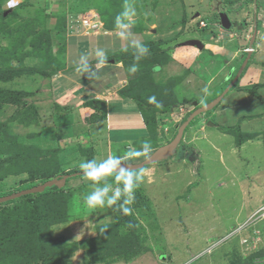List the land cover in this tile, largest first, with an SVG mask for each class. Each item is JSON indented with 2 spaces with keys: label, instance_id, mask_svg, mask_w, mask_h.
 I'll return each instance as SVG.
<instances>
[{
  "label": "rangeland",
  "instance_id": "rangeland-1",
  "mask_svg": "<svg viewBox=\"0 0 264 264\" xmlns=\"http://www.w3.org/2000/svg\"><path fill=\"white\" fill-rule=\"evenodd\" d=\"M194 2L197 7H193V11L185 17L186 20H181V11L186 8L182 0H0V88L19 90L23 92L19 99L26 101L25 105L22 102H6L0 107V124L5 123L0 126L1 138L5 136L2 130H5L6 136L15 135V143L24 144V148H21L24 155L20 157L21 162L15 169L20 171L19 166L25 164V159L29 163V170H38L45 165V160L49 163L57 158L61 169L77 171L81 170V162L103 160L100 157L103 156L104 143L102 145L103 141L97 134L84 130V127L79 130L69 128L70 121L80 124L88 122L93 113L88 116L81 114L77 108L68 107L66 112L69 111L63 115L62 128L59 123L55 124V128H39L40 124L36 122L29 123L27 130L23 128L26 125L21 110L29 107L35 115L31 116L32 120L37 119L41 112L38 107H45L40 103H43V97H47L46 91L42 90L48 82L46 76L64 65L67 44L69 48L78 46L70 39L74 40L82 34L83 28L78 29V22L75 21L80 13L95 12L103 22V31L113 27L117 30V16L125 10L126 5L130 6L134 11L133 23L127 30L119 28L125 35L104 37V48L99 50L107 55V61L114 59L117 54L134 58L139 55L137 48H132L134 41L150 39L157 42L158 45L151 52L140 56L139 60L129 58L131 61L136 60L132 65H137L142 71L130 73L124 89L129 95L133 93V99L145 100L144 103H148L149 98L154 96L159 104L157 106L166 97L173 96L176 100L173 103L175 109L165 108L159 111L161 113L153 115L155 125L151 128L148 126L149 136L125 138L129 143H124L128 148L122 147L123 153L141 150L144 140L149 141L153 148L162 141L166 142L172 136L175 126L191 109L190 103L205 102L223 92L227 84L223 80L225 66H221L219 61L216 65L206 61L199 66L198 61L201 59L186 51L192 46L177 44L176 47L175 42H184L193 37L211 39L212 31L217 37L223 30L215 13L219 6L220 10L228 12L231 20L239 25L244 23L239 33L235 28L228 32H233L232 41H238L237 49L244 48L245 52L250 46L248 33H254L252 27L256 16L260 14L257 8L264 7V0H204L214 9V12L209 9L207 14L203 8L207 4L198 6ZM241 2L245 6L250 3L247 14L240 12L243 8ZM260 17L264 22V15ZM200 19L205 25L199 23ZM123 22L128 23L127 20ZM134 27H141L145 35L135 29L136 34L131 38ZM98 31L102 32L101 29ZM144 36L145 39L140 40ZM89 39L94 42L96 38ZM106 43L111 47L113 45L118 52L110 55L111 47L106 49ZM94 47L98 49L97 45ZM119 47H125L126 50L120 51ZM251 48L255 49L254 45ZM93 56H97L96 51ZM195 57L198 65L195 63L187 68L183 60L193 62ZM155 58L157 62H153ZM157 66L161 69L155 70ZM111 67L109 72L112 75L108 79H112L115 74L124 75V72H116L117 68ZM150 68L152 72H149ZM200 73H204V79ZM96 74L106 79L108 72L103 69ZM94 80L97 85L101 83L96 76ZM90 83L91 80L86 82ZM237 86L227 91L216 108L200 113L189 122L182 141L171 156L136 171L144 173V180L135 189L134 203L128 205L132 209L130 214H124L119 208L87 210L83 197L92 191L91 182L84 177L83 172L79 175V182L76 181L78 176L69 177L77 182L71 183L75 184L73 186H79L72 196L67 216L69 220L53 225L48 231L53 238L51 243L57 250V256L48 261L39 257L33 264H242L246 261L248 264H264V247H261L264 235H260V241L253 239L255 224L251 226L252 231L235 232L245 218L264 203V85L256 86L252 93L240 92ZM244 87L249 86L245 85L241 89ZM243 96H247L246 99ZM253 98L261 101L262 105L254 104L250 110L246 103ZM108 99L104 95L98 96L95 109L106 110L104 102L99 100L106 102ZM179 107L183 109L178 110ZM143 111L149 114L147 110ZM78 114L79 118L73 116ZM240 114H247L248 118ZM233 117L238 118L235 122L237 127L224 129L222 125H230ZM127 119L131 123L135 118L129 113ZM122 123L126 124L124 121ZM165 124L168 125V135L156 136L157 130H164ZM45 130H48L47 133ZM4 142L7 149H10L13 142L6 138ZM184 143L188 144L189 152L191 150L194 154L193 162L186 158L191 153L180 157ZM35 148L42 149V153ZM149 154L141 152L137 157L125 158L124 162L138 163ZM26 176L27 170L9 172L0 180V190L15 192ZM35 181L37 183V179ZM68 190L71 191L70 188ZM111 223L116 224L115 231L106 238L100 234L101 239L94 241L96 239L93 238L99 234L98 227ZM230 231L234 235L225 241ZM243 238L247 239V244L241 243ZM109 249L112 254H105ZM0 261L1 264H14L10 254H6Z\"/></svg>",
  "mask_w": 264,
  "mask_h": 264
},
{
  "label": "crops",
  "instance_id": "crops-1",
  "mask_svg": "<svg viewBox=\"0 0 264 264\" xmlns=\"http://www.w3.org/2000/svg\"><path fill=\"white\" fill-rule=\"evenodd\" d=\"M18 1L19 0H13V2H18ZM182 1L186 5V8H183V10L181 11V15H180L181 20H183V18L188 16L189 13L193 11L192 10L193 7H197L196 4H193L194 1L196 3H198V6L207 4L206 2H204V0H192V1L191 0H182ZM180 4H182V3L180 2ZM242 4H243V8L240 9V12H244L245 14H247L250 3H248V5H246V6H245V3H242ZM176 6H177V4H176ZM181 8H182V6H181ZM203 8L205 9L206 14L209 11V9H211V11L214 12V9L212 8V6L210 8V3H208ZM217 8H219V6H217ZM184 9H186L187 11ZM171 11H173V10H171ZM258 12L260 14L258 15V17L256 16V21L254 24V27H255V25L258 23L256 25V31H255V42H253V44H252V45H254L255 49H253V51L249 55L247 63L244 66V68L245 67L246 68L245 69L243 68L244 70L241 71V73L238 77V80H236V82L238 84L237 88L239 87L238 90H240V92L245 91V90L241 89L245 85H248V86L254 85V84H260L259 86L264 85V22H263V18H262V20H260L261 19L260 16H262V14L264 15V7L262 6L260 8H257V13ZM184 20H186V18ZM76 30H78V29H76ZM253 30L254 29L252 27V31ZM210 31H212V29ZM99 32L100 31L95 32L94 34H91V35L80 34L81 36H76V38H74V40H73V38L70 39L71 42H74L75 45H78V46L75 48H69L68 47L69 44H67L66 56L64 58L65 59L64 65L62 67H60L53 74L46 76L48 82L45 84V86H43L42 90L46 91L47 97H43V98H45L43 100V103H40V101H39L40 105H45V107H42L41 109H39V107H38V111H41V112L36 117L37 119L24 122V125H26V126H23V128L25 127L24 130H27L26 129L27 125H29V123L31 124L34 122L40 124V125H38L39 128H45V127L55 128V124H57V123H59L60 128H62L63 125L61 124V122L63 121L62 120L63 115L69 111L68 110L66 112V109L68 107L70 109L71 108H77V110L79 112L81 111L80 112L81 114H85L88 116L91 113H93V115L89 119L90 121H88V122H84V123L81 122V124H80L79 122L72 123L70 121V127L69 128L71 130L72 129L79 130L81 127H84V130H88L89 132H92L93 134H97V136L99 138H101V140L103 141L102 145L104 143L103 148L101 147L102 151H104L103 156L100 157L101 159L104 160V159H107V158L112 157V156H119L123 159V161H125L126 157H125V153H123L122 149L128 148L126 146V144H124V143H129V142H127L129 140L125 139V138H128L129 136H131L130 137L131 139L137 138V137L141 138V137H144L147 135L149 136L148 130H149L150 126L145 124L143 116L140 114L141 113L139 110L140 107L137 104L136 99H133V93L129 95L125 92V89H124V87L127 83L126 80L128 79L127 76L130 75V73H131L129 71V69L131 68V66H133L132 64L136 63L135 62L136 60L126 61L124 58H122L118 55L119 58L112 57L114 59L110 58V61L105 60V62L102 65H100L99 68H97V64L99 63L100 58L98 56L92 57V55L94 54V51L97 52L99 49L104 48V45H103L104 37H107V36L109 37L113 34L119 35L120 34L119 28L117 30L115 28H112V29L106 28L104 31H102L100 33ZM212 32L213 33L210 34V36H212L211 39H209V38L207 39L206 37L203 39H201L200 37L199 38L198 37L189 38V39H198L203 43V48L201 49V51H200V49L194 47L193 45H190V46H192V48L190 50H186L189 53L192 52L193 54H196V57H198V59L200 58L201 61H198V59H196V57H195L192 60L193 62H191L189 59L183 60V62H185L184 64L187 66V68H189L190 67L189 65H194L197 61H198L199 66H202L204 64V62H206V61H207V63L214 62L215 65H216L217 61H219L221 66H223V65L225 66V69H223V71L225 72V74L223 76V80L227 81L226 82L227 84L225 85V87H226L230 83V81L232 79H234L233 77L235 76L236 72L238 71L237 70L238 67L242 64L241 62H243V60L245 59L247 51L244 52V48L237 49L236 44L238 43V41H232L233 32L221 30L220 33L217 35V37L214 35V31H212ZM239 32L240 31H238V33ZM144 33H145V30L140 31L141 35H145ZM133 34H136L135 30L131 33V35H130L131 38L134 36ZM251 36H252V33L251 32H250V34L248 33L249 40H250ZM90 37H92V39H93V37L96 38L94 40V42L93 41L90 42V39H89ZM224 37H227V39H225ZM81 39H83V40H81ZM100 39H101V41H99ZM112 39H114V38H112ZM142 39H145V36H144V38H140V40H142ZM242 39L243 38H241V40ZM98 41L100 42V45H98L99 44ZM172 41H176V40L172 39ZM95 42H98V44ZM175 43H176V47H177V44L178 45L180 44V46L184 45L182 43V41H179V42L177 41ZM96 45L98 47L97 50L94 47ZM252 45H250V46H252ZM105 46H106V49H110V47H111L107 43L105 44ZM119 49H120V47H119ZM124 49H125V47L121 48L120 50H124ZM92 50H93V54H91ZM74 51H75V53H74ZM115 51H116V48H114L112 45L111 52L109 54L111 55ZM243 53H244V56H243ZM105 56H107V55H105ZM77 57H78V59H77ZM81 57H86L87 63L89 65L91 71H94L97 73L103 69H107L108 74H106V76H105L106 79H102V77L100 75L96 74L97 80H99L101 82L100 83L101 85L100 84L97 85L95 83L94 77L90 79L89 74L84 73L83 71L77 70L78 67L81 66L83 63L81 60ZM88 57H90V58L88 59ZM238 58H240L241 60L239 61ZM133 59H137V57H134ZM212 59H214V60L212 61ZM113 60H114V62H113ZM172 60H173V58H172ZM249 61H250V63H249ZM214 63H213V65H214ZM110 66L117 68L116 72H119V71L124 72V75L115 74V76H114L115 78L113 77L112 79H108L109 76L112 75V72H109ZM159 68L160 67L157 66L155 68V70H158ZM201 68H203V67H201ZM140 71H142V70H141V68L138 67V70L136 72H140ZM200 72H201V70H200ZM203 75H204V73L201 74L202 79H204V77H205ZM117 77H118V79H117ZM201 77H200V79H201ZM89 80H91V83L86 84V82ZM94 84H96V85H94ZM122 89H124V92L122 91ZM115 90L117 91V93H115ZM101 95L109 97V99L106 102L103 100H99V101H102L105 103L104 109H106V110L95 109L96 101H93V100H96L98 98V96H101ZM232 95H234V93ZM246 97L243 96L244 99H246ZM253 99H254V101H253ZM253 99H250L246 103L249 105L248 108H250V110L254 108L253 107L254 104L262 105L261 101H259L257 98H253ZM208 100L210 101V99H208ZM221 100L219 101V103L221 102ZM207 101H205V102H207ZM87 102H91V105ZM196 102L198 103V105L205 104V102H201V101H196ZM111 103H112V105H111ZM178 103H180V102H178ZM192 103H190L191 109H189L188 111H190V110L192 111L195 108ZM218 104H216L212 109L216 108V106ZM110 106H113V107L111 108ZM172 108H174V107H172ZM179 108H178V110H179ZM243 108H244V106L242 107V109L240 111L241 113L243 112ZM35 111H37V110H35ZM159 111L160 110L155 111L153 114H151V116H153L154 114L157 115V113H161ZM173 112H175V111H173ZM129 113H130V115H133L135 118L134 121L131 123H129L130 121L127 119V115ZM137 113H138V115H137ZM189 113H187V115H186V117H184L183 121L187 118ZM240 115H245L244 117L248 118L247 114H240ZM240 115H239V117H240ZM73 116L76 118L77 117L79 118V114L76 116L75 115H73ZM74 117H73V119H74ZM112 117H113V119H112ZM233 119H234V117L232 119H230V120H232L230 125H222V127L224 128V127H228V126H235L236 125L235 122H236V120L238 121V118L236 117L234 120ZM121 120L126 122V124H123ZM67 121H69V120H67ZM67 121H66V126H67ZM154 125L155 124H153V127H154ZM244 126H246V124ZM151 130H153V128ZM158 130H160V129H158ZM158 130H157V132H158ZM145 141H147V140H144V142ZM155 148L156 147L153 148L150 144V149L147 152H152ZM141 152H143L142 149H141ZM93 159H94V157H93ZM151 165H153V163Z\"/></svg>",
  "mask_w": 264,
  "mask_h": 264
},
{
  "label": "trees",
  "instance_id": "trees-1",
  "mask_svg": "<svg viewBox=\"0 0 264 264\" xmlns=\"http://www.w3.org/2000/svg\"><path fill=\"white\" fill-rule=\"evenodd\" d=\"M184 19L185 18H183V20ZM135 29L138 30V32L142 31L141 27L138 28L134 27V30ZM140 43L148 48V53L154 49V46L158 45L157 42L154 43L153 40L150 39H146L145 41H142ZM132 48L135 49V46H132ZM159 51L165 52L163 50H159ZM117 52L118 50L115 51L112 55H115ZM118 55L124 58L126 61H130L129 58H133V56H125L123 54H117L115 55V57L119 58ZM153 62H157V58L153 59ZM58 69L59 67L55 68L52 73L56 72ZM151 70L152 68L149 69V72H152ZM259 85L260 84L250 85L249 87H244L243 90L248 92L251 91L252 93L253 89ZM233 86H237V82H235ZM22 94L23 92L19 90H5L0 88V107L3 106V104L6 102H12L13 104L15 102L17 103L22 102L21 104L25 105L26 101H22L21 99H19L22 96ZM24 94L28 96L27 93ZM138 100L139 101H137V104L140 106V109L143 113L144 122L145 124L149 125L150 128L153 126V124H155L154 116H151V114H153L157 110L174 107L173 103L176 101L173 96L166 97L165 99L160 101V106H157L159 105L158 103L157 104L150 102L144 103L145 100L143 101L141 99ZM93 101L98 102L97 100H93ZM87 103L91 105V102H87ZM24 108L25 109L21 110L22 119L25 120V122L27 120L30 121V119L32 120L31 116L32 115L35 116L34 112L31 111L27 106ZM143 109L147 110L149 114L146 115ZM183 119L182 121H180V123L183 122ZM3 124L5 125V123H1L0 126H3ZM187 126L185 127V129L187 128ZM234 127L237 126H228V127H224V129H232ZM4 131L5 130H2L5 136L2 138L0 136V180H2V178L5 177V175H8L9 172L12 171L23 172L24 170H27V176H26L27 178L23 180L22 185H19L18 188L15 189L16 191H18L21 188L22 189L28 188L35 184L41 183L46 179H50L57 175H61V173L62 174L75 173L74 175L70 176L71 178L73 176L79 177V175H81V172H83L82 170L77 171L72 169L70 170L61 169L60 166L57 164L58 162L57 158L50 160L49 163L48 160H45L44 163L45 165L43 164L44 166L40 167L38 170L34 168L29 170L27 168L29 163L26 162L27 159H25L24 165L26 167L24 165L22 167L19 166L20 171H17L18 169L16 170L15 168L21 162L20 157H23L24 155L23 150L21 151V148L22 147L24 148V144L15 143V139H16L15 135H11L8 137L6 136L7 133H5ZM47 131L45 133H47ZM4 138L8 139L11 143L13 142V144L14 143L15 144L14 145L12 144L10 149H7L4 142ZM181 149L182 152L180 154V157H186L189 153H191L192 157L189 156L186 158L189 160L191 159L192 162L195 160L194 154L191 152V150L189 152L188 144L186 143L182 144ZM35 150L42 153V149L35 148ZM92 159H93V155H92ZM146 166L147 165L143 166L142 168L131 169V170L137 171L139 169H143ZM193 166H195V163L193 164ZM37 174L39 175L38 178L36 177ZM70 178L69 177L65 178L62 186L52 185L50 187H46L41 192L25 194L18 198L0 203V260L6 254H10L14 264H24L25 262H29L30 264H33L37 262V258L39 257H42L44 258L45 261H48L53 259L55 256H57V250L54 248L53 244L51 243L53 238H51V236L48 234V231L53 225L62 224L69 220V219L67 220V218L69 217V207L71 205L72 196H74L75 192H77L76 187L79 188L78 185L77 186H73V185L77 184V182H79V179H81L79 177L76 180L77 181L76 182L74 180H70ZM36 179H37V183L35 181ZM71 183H75V184H71ZM69 188L71 189V191L68 190ZM66 190H68V192L62 193V191H66ZM8 193L9 192H2V190H0V196ZM20 201L22 202L18 204ZM10 203H13L12 206H7V204ZM98 228L100 229V231L98 229L99 234L96 238H93L96 239L94 241L97 240L99 241L101 239L100 234H102L104 238L111 235L112 232L115 231L116 229V224L111 223ZM103 228L104 230L101 231ZM226 240H230V236L226 237L225 241ZM111 252L112 250L109 249V251H107V253L105 254L111 255L112 254ZM233 257H235V255H233ZM1 263L2 261H0V264ZM243 263L248 264L247 261ZM233 264H240V263L235 262Z\"/></svg>",
  "mask_w": 264,
  "mask_h": 264
},
{
  "label": "clouds",
  "instance_id": "clouds-1",
  "mask_svg": "<svg viewBox=\"0 0 264 264\" xmlns=\"http://www.w3.org/2000/svg\"><path fill=\"white\" fill-rule=\"evenodd\" d=\"M216 9L217 10L215 13L217 14V18H219L218 17L219 12H221V11L227 12L223 9L222 10H220L219 8H216ZM87 12L88 11H86L84 13H80V16L88 14V13H95L92 11H90L88 13ZM133 15H134V11L131 9L130 6L126 5L125 10L116 18L117 27L122 29V30H127L130 27V25L133 23V21H132ZM227 15H228V12H227ZM80 16H79V18H80ZM79 18L75 21L78 22ZM96 19L101 22V26L99 28H97L96 30L91 31L89 33H85L84 29H83L82 30L83 35L94 34L95 31H98L99 29H101V31H103L102 30L103 22L97 17V14H96ZM229 19H230V17H229ZM124 20H127L128 23H124L123 22ZM201 22L204 23L202 25H205V22L202 19L199 20L200 24H201ZM231 22H236V21L231 20ZM237 26H239V29H237L236 26H232L230 29L235 28L237 30V32L241 31V29L244 27V23L243 24L241 23V25H239L237 23ZM79 27H81V26L78 23L77 28L79 29ZM230 29H228V30H230ZM253 29L255 32L256 31V25ZM228 30H226V31H228ZM120 35L124 36L125 32L121 31ZM254 42H255V40H254ZM133 44L139 52V55L137 56V60H139L140 56H143L146 53H148V48L145 45L141 44L139 41H134ZM248 49H251L253 51L251 46H249ZM96 55L100 58L99 63L97 64V68H99L100 65H102L105 62L106 56H105L103 50H98L96 52ZM81 60L83 63L81 66L78 67L77 70L83 71L84 73L89 74L90 78L95 77L96 72L91 71V69L87 63L86 57H81ZM137 70H138L137 65H133L129 69V71L131 73H135ZM149 102L150 103H158L154 96L149 98ZM173 111H175V110H173ZM179 125L177 127L175 126L174 131L172 132V136H170V138H168V140L166 142H164V141L160 142L159 146H161L163 144H167L175 136ZM167 129H168V125L165 124L164 130H158L157 136L162 137L163 136L162 134L167 136L168 135V133L166 132ZM159 146H157V147H159ZM149 149H150V143L148 141H145L142 145V151L147 152V151H149ZM139 155H141V150H129L125 153V157L128 159H131L133 157H137ZM79 168L83 171L84 177L88 181L91 182L90 187L92 188V191L88 195L83 197L84 205H85L87 210H93V209H97V208L107 207L109 209H114V210H115V208H119L124 214H130L132 212V209L130 207H128V205H131L134 203L135 189L138 188L140 183H142L144 180V173L143 172H136V171H133L130 168L126 167L125 164L123 163V159L119 156H112V157H109V158L104 159V160L99 161V162H97L96 160H88L85 162H81L79 164ZM114 184L116 185L115 187H114Z\"/></svg>",
  "mask_w": 264,
  "mask_h": 264
},
{
  "label": "water",
  "instance_id": "water-1",
  "mask_svg": "<svg viewBox=\"0 0 264 264\" xmlns=\"http://www.w3.org/2000/svg\"><path fill=\"white\" fill-rule=\"evenodd\" d=\"M218 17H219L220 25L224 30H228L232 26H236L237 29H239V26H237L236 22H231V20L229 19L228 15H227V12H222V11L219 12ZM254 40H255V32L252 34V36L250 38L249 45H252ZM182 43L186 44V45H195L198 49H200V51L203 48V43L198 39H188ZM251 52H252L251 49L247 50L246 57L243 60L240 68L236 72L235 76L233 77L234 79H232L230 81V83L224 88V90H222L223 92H221L218 96H216L212 100L206 102L205 104L198 105V103L196 101H194L192 103L195 108L189 113L187 118L179 125L175 136L167 144H163V145L157 147L145 159L141 160L138 163L123 162L125 164V166L130 168V169H137V168L143 167L144 165L151 164L153 162L165 159L168 156L172 155L174 150L176 149L177 145L179 144V141L182 138L183 131H184L185 127L189 124V122L195 116L199 115L200 113L211 110L216 104L219 103V101L223 98V96L227 93V91L233 86V84L236 82V80H238V77H239L241 71L243 70L244 66L246 65L247 60H248ZM74 174L75 173H66V174L63 173L61 175H57L51 179H47L41 183L35 184V185L30 186L28 188H23V189H20L18 191L12 192V193L1 195L0 196V203L18 198V197L25 195V194L41 192L46 187H50L52 185L62 186L65 178L70 177Z\"/></svg>",
  "mask_w": 264,
  "mask_h": 264
},
{
  "label": "built area",
  "instance_id": "built-area-1",
  "mask_svg": "<svg viewBox=\"0 0 264 264\" xmlns=\"http://www.w3.org/2000/svg\"><path fill=\"white\" fill-rule=\"evenodd\" d=\"M78 23L84 29L85 33H89L91 31H94L101 26V22L96 19L95 13H88V14L80 16ZM201 24H204V23L201 22ZM179 109L182 110L183 108L180 107ZM253 224H255V227L253 228V229H255V231H254L255 233L251 229V226ZM261 224H262V226H261ZM235 230H232V231H235ZM249 230H251L252 233L254 234L253 239L255 241L261 240L260 239L261 236L264 235V203L261 206H258L257 209H254L252 211V213H250L247 216V218H245V220L242 222V225L235 232H239V231H247L248 232ZM232 231L229 232L230 234H228V236L234 235V233ZM263 240H264V238H263ZM245 242L247 244V239L243 238L241 243H245ZM261 244H262L261 247L263 248L264 247V241Z\"/></svg>",
  "mask_w": 264,
  "mask_h": 264
}]
</instances>
